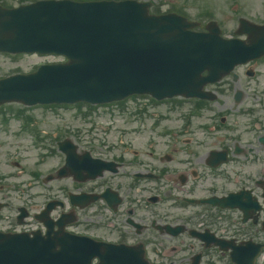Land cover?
Returning a JSON list of instances; mask_svg holds the SVG:
<instances>
[{"label": "flooded vegetation", "instance_id": "obj_1", "mask_svg": "<svg viewBox=\"0 0 264 264\" xmlns=\"http://www.w3.org/2000/svg\"><path fill=\"white\" fill-rule=\"evenodd\" d=\"M209 89L216 99L181 103L164 147L133 146L124 159L127 147L65 145L82 167L107 164L96 179L52 180L65 183L49 186L53 197L32 212L0 184V230L40 229L51 216L72 232L132 245L124 255L133 264H234L230 248L264 243V56ZM50 153L64 154L59 142Z\"/></svg>", "mask_w": 264, "mask_h": 264}, {"label": "water", "instance_id": "obj_2", "mask_svg": "<svg viewBox=\"0 0 264 264\" xmlns=\"http://www.w3.org/2000/svg\"><path fill=\"white\" fill-rule=\"evenodd\" d=\"M193 26L175 14L150 15L147 3L136 1L0 7V50L56 52L70 59L1 80L0 103L95 102L146 90L194 93L205 68V79L219 76L245 59L248 49L224 40L218 29L196 33L189 30ZM32 244L1 242L0 264H17L10 257L22 258Z\"/></svg>", "mask_w": 264, "mask_h": 264}, {"label": "rangeland", "instance_id": "obj_3", "mask_svg": "<svg viewBox=\"0 0 264 264\" xmlns=\"http://www.w3.org/2000/svg\"><path fill=\"white\" fill-rule=\"evenodd\" d=\"M164 10L172 6L182 8L185 13L195 20L204 23L216 19L221 25L225 35H231L238 26V18L244 16L253 20H264V0H155ZM60 60L57 56H44L39 54L11 55L0 53V76L7 75L15 70L30 71L45 62ZM18 104L5 105L2 108L10 118L17 109ZM124 108V109H123ZM123 108L119 105L99 107L89 113L86 107L83 112L76 105L70 106H35L26 107V113L34 116L32 127L39 130L43 137H37L34 133L23 129L24 121L21 118L11 119L6 128L0 126V179H4L13 190L12 185L25 181H33V174L40 172L45 174L55 166L50 159L38 166L36 164L37 153L54 141V137L69 136L76 132H85L98 136L120 135L127 132L123 141H130L133 145V98L125 101ZM86 112L88 115L83 116ZM113 122V124H112ZM91 127V128H90ZM113 140L118 141L113 137ZM125 145V144H124ZM23 165L19 169L15 162ZM40 169V170H39ZM32 189H36L33 187ZM28 191L27 193H31ZM23 197L25 195H22ZM29 198V199H28ZM46 197H36L26 194V200L31 203H43Z\"/></svg>", "mask_w": 264, "mask_h": 264}]
</instances>
